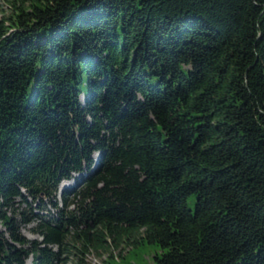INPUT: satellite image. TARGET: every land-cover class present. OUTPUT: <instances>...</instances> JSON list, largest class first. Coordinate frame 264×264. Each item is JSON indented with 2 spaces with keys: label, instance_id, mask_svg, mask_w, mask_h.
<instances>
[{
  "label": "trees",
  "instance_id": "obj_1",
  "mask_svg": "<svg viewBox=\"0 0 264 264\" xmlns=\"http://www.w3.org/2000/svg\"><path fill=\"white\" fill-rule=\"evenodd\" d=\"M0 1V264H264V0Z\"/></svg>",
  "mask_w": 264,
  "mask_h": 264
},
{
  "label": "rangeland",
  "instance_id": "obj_2",
  "mask_svg": "<svg viewBox=\"0 0 264 264\" xmlns=\"http://www.w3.org/2000/svg\"><path fill=\"white\" fill-rule=\"evenodd\" d=\"M10 13L11 9L9 5L3 1H0V19L3 16H8ZM93 160L94 167L92 170L96 167L95 164L98 161L97 154L93 155ZM78 179L79 175H75L71 180H65L60 183L56 195L58 201L59 195L63 190L77 187L75 183ZM194 200V196L187 198V204L191 209L193 208ZM46 209L51 210L49 206H46ZM34 212L36 213V211ZM40 213L45 214L46 212ZM34 226L35 223L33 222L26 227H22L21 233L27 240L40 241L41 238L32 232ZM0 230H2L1 227ZM107 244L108 245L105 246L104 249L94 250L93 248H90L89 250L84 251V253L78 252L77 250L68 247L69 253L67 254L68 260L66 264H153V256L159 252L156 246L146 243L137 245L133 249H131V246L126 245L124 241L114 245L108 240ZM28 264H30V261H28Z\"/></svg>",
  "mask_w": 264,
  "mask_h": 264
}]
</instances>
